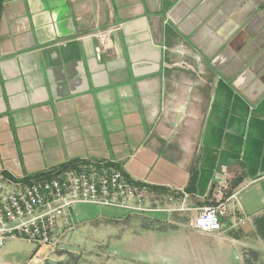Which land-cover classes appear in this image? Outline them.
I'll list each match as a JSON object with an SVG mask.
<instances>
[{"label": "crops", "instance_id": "crops-1", "mask_svg": "<svg viewBox=\"0 0 264 264\" xmlns=\"http://www.w3.org/2000/svg\"><path fill=\"white\" fill-rule=\"evenodd\" d=\"M80 159L113 160L149 204L186 208L73 206L94 234L61 238L82 249L75 264H264V0H3L0 174ZM227 197L220 231L193 227Z\"/></svg>", "mask_w": 264, "mask_h": 264}, {"label": "built area", "instance_id": "built-area-1", "mask_svg": "<svg viewBox=\"0 0 264 264\" xmlns=\"http://www.w3.org/2000/svg\"><path fill=\"white\" fill-rule=\"evenodd\" d=\"M116 25L106 28L100 37L108 36ZM149 185L129 177L122 165L110 159H80L41 173L18 179L0 174V253L8 239L57 248L65 233L58 231L61 220L65 229L74 222L68 211L77 204H94L137 214H166L186 208L170 199L169 206L151 205ZM229 198L197 207L193 227L201 232H218L227 217ZM246 216H231L227 226L237 227ZM43 259L33 253L22 264H40ZM0 264H9L1 261Z\"/></svg>", "mask_w": 264, "mask_h": 264}, {"label": "rangeland", "instance_id": "rangeland-1", "mask_svg": "<svg viewBox=\"0 0 264 264\" xmlns=\"http://www.w3.org/2000/svg\"><path fill=\"white\" fill-rule=\"evenodd\" d=\"M89 228L92 230L91 224L87 221L85 222H75L73 227L67 228L65 233L61 236L64 240L71 241L73 243H80L84 245V247H92L91 243L94 234L89 232ZM63 227H60V232L62 233ZM115 238H111L106 240V243L100 246L101 250H105L111 240ZM38 245L33 242H29L24 240L23 238L18 239H8L5 245L2 248L1 254L2 256L6 257V262L9 264H22L25 262L37 249ZM110 249V248H109ZM114 257L104 256L102 258L103 263L111 264Z\"/></svg>", "mask_w": 264, "mask_h": 264}, {"label": "water", "instance_id": "water-1", "mask_svg": "<svg viewBox=\"0 0 264 264\" xmlns=\"http://www.w3.org/2000/svg\"><path fill=\"white\" fill-rule=\"evenodd\" d=\"M82 249L74 244L59 242L54 254L61 256L60 259L53 257L45 258V264H75L81 254Z\"/></svg>", "mask_w": 264, "mask_h": 264}, {"label": "trees", "instance_id": "trees-1", "mask_svg": "<svg viewBox=\"0 0 264 264\" xmlns=\"http://www.w3.org/2000/svg\"><path fill=\"white\" fill-rule=\"evenodd\" d=\"M2 2H3V0H0V8H1V5H2ZM70 163H72V162H70ZM70 163L68 162V163L63 164V165H61V166L68 165V164H70Z\"/></svg>", "mask_w": 264, "mask_h": 264}]
</instances>
